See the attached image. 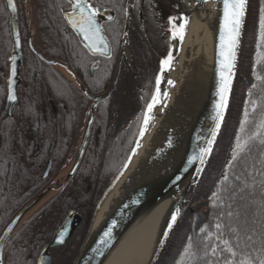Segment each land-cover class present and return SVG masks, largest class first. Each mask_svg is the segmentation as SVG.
Here are the masks:
<instances>
[{
  "label": "trees",
  "instance_id": "obj_1",
  "mask_svg": "<svg viewBox=\"0 0 264 264\" xmlns=\"http://www.w3.org/2000/svg\"><path fill=\"white\" fill-rule=\"evenodd\" d=\"M36 3L34 20L36 24L44 26L47 36L48 45L44 54L57 60L71 75L77 62L83 64L82 69L85 71L89 54L66 25L61 13L68 3L65 0H36ZM102 3L104 0H95V4ZM53 4L59 7H53ZM175 7L178 10L176 4ZM262 11L264 0H247L237 65L221 126L186 205L153 264H216L218 259L223 264V257L230 258V254L218 251L213 256L211 253L213 246L223 248L222 239L231 242L238 259L248 256L258 264L264 258V128H260L261 121L264 120V40L260 39ZM157 17H160L159 12ZM158 20L160 23L161 19ZM180 23L181 19L177 21V24ZM21 27L23 34L25 28L22 21ZM171 34L167 49L171 44ZM0 40V45L2 42L8 44L9 51L11 40L8 14L4 9H0ZM33 58L35 60L28 56L22 68L27 71L30 78L28 82L46 84L50 98L55 99L64 94L63 86H67L70 80L56 71L53 65L40 63L37 58ZM40 67L46 68L45 76H41ZM36 69V77H30V73H34ZM84 76H87L86 72ZM138 85L117 86L116 92L112 94V118L105 122H95L92 126V131L102 132L103 135L89 139L78 168V174L84 179V183L74 194L79 201H86L91 194H95L94 208L120 178L138 141L143 112L156 88L143 86L142 81ZM69 108L67 106L65 110ZM62 110L61 106H56V111L52 112L51 107L47 106L48 115L62 113ZM245 112L248 113L247 119ZM26 125V122L17 123L13 129L9 126L3 129L0 134V163L13 162V149L17 145L13 144L16 137L12 134L24 130ZM48 130L58 128L55 124L48 123ZM256 132L260 135L253 136ZM238 139L242 144L247 142L240 152L236 150ZM52 162L54 163L53 160ZM65 188L67 186L60 191L63 198ZM34 194L33 187L32 196ZM6 196L7 193L0 197V231L9 220L10 209ZM248 199L252 202L249 205L243 204ZM53 200L51 198L46 203L47 207L53 205V209H47L38 220H31L32 226L28 234L20 229L24 221L16 227L13 232L15 243L28 246L11 250L13 236H10L4 249V264H12L13 260L21 261L13 264H31L36 260L41 247L50 241L58 228L67 205L71 204L63 199L57 205V200ZM217 224L222 227L217 229ZM85 235L86 232L78 244L64 248L57 255L58 264L74 263ZM218 236L220 240L217 239Z\"/></svg>",
  "mask_w": 264,
  "mask_h": 264
},
{
  "label": "flooded vegetation",
  "instance_id": "obj_2",
  "mask_svg": "<svg viewBox=\"0 0 264 264\" xmlns=\"http://www.w3.org/2000/svg\"><path fill=\"white\" fill-rule=\"evenodd\" d=\"M167 1V10L170 8V13L166 19L162 16L160 9L162 2L160 1V4L159 0H104L102 4H95V0L90 1L93 7L99 9L97 19L109 44V53L107 55L92 53L84 47L89 54L86 70L82 69L83 64L77 62L71 75L57 60L44 54L48 45L47 36L43 29L44 26L36 24L34 20L33 11L37 8L36 0H15L21 36L22 64L19 66L17 75V99L7 101L6 79L12 54V40L6 0H0L3 4L0 9L6 10L8 14L11 40L9 51L6 42L0 45V134L8 126L13 129L17 123H27L24 130L12 134L16 137L13 144L17 145L13 149V162L0 163V194H2L0 197H4L7 193L6 201L10 209L9 220L1 229L0 235L12 217L39 194L43 196L25 212L17 224L20 226L24 221L20 229L26 234L31 230L32 219L38 220L42 218L47 209L54 208L53 205L47 207L46 204L51 198H54L53 201L57 200V205L64 200L71 202L67 205L58 228L52 234L50 241L41 247L36 260L32 261L33 264L38 263L43 252L49 257L50 264H58L57 255L64 248L78 244L85 232L87 235L92 222L90 217L93 215L96 195L91 194L86 201H79L74 194L84 183V179L82 180L78 174L79 166L72 175L67 176V173L72 166L85 122L95 101L88 93L98 95L110 89L109 94L99 100L94 107L90 139V137H102L103 135L102 132L92 131L95 122H105L112 118L110 113L112 94L116 92L117 86H139L140 81L144 83L143 86H156L160 61L167 52V41L171 33L169 17H176V23L181 19L180 10L178 11L175 7V0ZM53 7L59 6L53 4ZM71 7L68 3L64 10H70ZM64 10L62 9L61 12ZM157 12L160 17H157ZM158 18L161 19L160 23ZM21 21L25 28L23 34ZM2 48L4 50H1ZM39 55L54 62L46 63ZM28 56L35 60L34 56L40 63L53 65L56 71L70 80L67 86H63L64 94L53 99L49 97L46 84L28 82L30 78L27 71L22 69ZM62 68L69 75H66ZM84 72L87 76H84ZM40 74L45 76L46 68L40 67ZM36 75L37 69L34 73H30V77L35 78ZM48 105L52 112L56 111V106H61L62 113L48 115ZM67 106L70 107L69 110H65ZM48 123L55 124L58 130H48ZM47 165H49L48 173L43 177ZM65 186L67 188H65L63 198L60 196V191ZM33 187L35 194L32 196ZM88 189L89 184L86 185V190ZM66 220L72 225L68 237L60 245L48 247L54 234ZM14 230L10 234L11 237L13 236L10 249L15 250L28 246L20 242L15 243ZM16 262L21 261H11L12 264Z\"/></svg>",
  "mask_w": 264,
  "mask_h": 264
},
{
  "label": "bare ground",
  "instance_id": "obj_3",
  "mask_svg": "<svg viewBox=\"0 0 264 264\" xmlns=\"http://www.w3.org/2000/svg\"><path fill=\"white\" fill-rule=\"evenodd\" d=\"M187 24L176 44L171 68L161 80V102L153 110L140 146L102 201L87 235H92L131 190L175 164L183 153L191 128L209 90L219 28L220 0H177ZM171 80L174 84L169 85ZM167 92L168 96L163 97ZM171 141V144H169ZM171 145L161 158L160 149ZM185 182L144 210L123 232L102 264H149L167 215L176 209Z\"/></svg>",
  "mask_w": 264,
  "mask_h": 264
},
{
  "label": "water",
  "instance_id": "obj_4",
  "mask_svg": "<svg viewBox=\"0 0 264 264\" xmlns=\"http://www.w3.org/2000/svg\"><path fill=\"white\" fill-rule=\"evenodd\" d=\"M66 1L70 3L71 6L74 3V0H66ZM90 1L92 0H89V2ZM13 3L16 5L15 0H13ZM175 3L183 16V12L179 6L178 1L175 0ZM246 3H247V0H246ZM6 8L8 10L9 18H10V35H11V40H12V54L9 59L8 74H7V79H6L7 101H9L8 96L10 94H14L16 97V86L18 84L17 75H18L19 66L22 64V46H21V36H20V31H19V19H18L17 6H16V10L13 11L12 8L8 5V0H6ZM245 12H246V6H245ZM61 13H62V16H63V19L66 25L79 38L81 44L88 51L92 53L102 54L99 52H94L90 48H88L86 46L87 41L84 40L83 35L76 28H73L72 24L69 22L68 14L73 13V7H71L70 10L62 11ZM77 19H79L78 16H77ZM244 19H245V15L243 17V22H242L240 36H239V43L237 45V55H236L234 73H235L237 60H238L239 46H240V41L242 37ZM222 22H223V0H220L219 28H218L216 45H215V56H214V62H213V68H212V76H211L210 84H209V90L205 98V101L197 115V118L191 128V131H190V134H189V137H188L183 153L180 155V157L177 159V161L175 162L173 166H171L170 168H167L165 171L160 172V174H157L155 177L145 181L138 187L134 188L120 200V202L116 205V207L110 212L107 218L102 222L99 228L91 236L90 235L86 236L82 244V247L74 261V264H102L107 254L110 252V250L114 246V244L118 241V239L123 234V232L137 218L139 214H141L144 210L148 209L153 204H155L158 200H160L163 196H165L174 187L185 182L184 192L181 196L180 203L177 207L180 209L177 217L183 210L193 190V187L202 171V170L197 171V169H203L205 165V163L201 165L199 160H195L190 164L189 158L197 154L201 147L207 146L206 141L211 138V130L215 127V123H216L213 117L215 116V104H216V101L219 99L216 93H217V89H218L219 82H220V74H219L220 48H219V45H220V32H221ZM96 24L101 29V26L98 22L97 17H96ZM100 35H102L105 38L102 29H101ZM105 42L108 47V52L103 55H107L109 53V44L107 43L106 38H105ZM39 56L46 63L54 62L53 60L46 59L42 55H39ZM13 69H15L14 75L12 72ZM233 78H234V75L232 77V83H233ZM232 83H231V86H232ZM109 92H110V89L98 95H92L88 93V95L91 98H93L95 101L90 109L87 121L85 122L83 133H82L78 148L76 150V153H75V156L72 162V166L70 170L68 171L67 176L72 175L75 172V170L79 166V163L82 159L83 153L85 151V147L89 139L90 129H91L93 116H94V107L96 103L99 100L104 99L109 94ZM229 94H228V98H229ZM16 99L11 100V101H16ZM170 147L171 145L165 143L160 149L159 156L161 158L165 157L168 151L170 150ZM207 158L208 156L205 158V162ZM48 169H49V165H47V167L45 168L43 172V177L47 175ZM178 177L179 179H177ZM41 196L43 195L39 194L33 197L30 201H28L12 217V219L9 221L7 226L2 231L0 235V238H2L0 239V264H4L3 263L4 249H5V245H6V242L10 234L15 229L19 221L22 219L25 212L31 209L37 203V201L41 198ZM176 209H174L167 215L162 225V228L160 230L157 243L155 246V250L151 256L149 264H153L155 258L157 257L159 251L161 250L163 246L164 241L166 240L171 230V229L169 230L167 226H168V223L171 221V215L176 211ZM71 227H72L71 223L68 220H66L64 224H62V226L58 229V231L54 234L53 239L51 243L48 245V247L61 244L57 242V239L62 230L65 232V235L63 237V242H64L70 233ZM108 231H110L111 234L110 236L105 237L104 233ZM166 231L168 234L167 236H164V233ZM161 241H163V243H161ZM37 264H50L49 257H47L45 252L41 254Z\"/></svg>",
  "mask_w": 264,
  "mask_h": 264
},
{
  "label": "snow or ice",
  "instance_id": "obj_5",
  "mask_svg": "<svg viewBox=\"0 0 264 264\" xmlns=\"http://www.w3.org/2000/svg\"><path fill=\"white\" fill-rule=\"evenodd\" d=\"M8 5L12 8L13 11L16 10V5L13 3V0H8ZM245 6L246 0H223V22L220 32V51H219V74L220 82L217 89V96L219 99L215 104V116L213 119L216 121L215 127L211 130V138L206 141V147H201L199 152L189 158V163L191 164L195 160H199L200 164L205 163V158L209 156L212 145L216 139L217 132L221 126V121L223 120L224 111L227 107L228 94L230 92L232 77L234 75L235 61L237 55V45L239 43L240 30L243 22V17L245 15ZM73 13H69V22L72 24L73 28H76L82 35L85 41H87V47L94 52H99L105 54L108 52V47L105 42V38L100 35L101 29L96 24V17L99 15V9L93 7L89 0H74L72 5ZM77 16L79 19H77ZM111 19V17H109ZM176 17H169V23L171 25V33L173 39H179L183 41L184 32L187 24L185 19L182 23H176ZM260 39L264 40V11H262L260 17ZM172 52L169 51L168 55L160 61V74L156 76V90L152 95L150 102L146 104V108L143 112V122L140 127L139 135L141 138L145 135L150 123L154 120L153 109L157 104L161 102V93H160V83L163 79V74L168 71L173 63ZM13 75L15 74V69L12 70ZM169 85L174 84L173 81H168ZM168 93H163V97H167ZM9 100H15L16 97L14 94L8 96ZM248 113L245 112V119H247ZM260 128H264V120L261 121ZM260 135L259 132L253 134V136ZM199 139V137H198ZM249 139H252L251 137ZM171 144V141H169ZM247 142L243 144L241 142L236 143L237 152L243 151ZM137 147L140 146L139 141H137ZM133 154H135V149H133ZM236 158L234 154L233 159ZM127 165H125L126 167ZM202 169H197L201 171ZM264 174V173H262ZM179 179V177L177 178ZM227 179V177H225ZM180 209L177 208L176 211L171 215V221L168 223V229L170 230L173 224L177 220V215ZM11 227V226H10ZM222 226L220 224L216 225L217 229H220ZM110 231L105 232V237L110 236ZM167 231L164 233V236H167ZM65 232L62 230L57 239L58 243L63 242V237ZM2 239V238H0ZM218 240L221 238L218 236ZM251 239V237H249ZM163 243V241H161ZM221 243L223 248H220L219 245L213 246L211 248V253L213 256H216L217 252H227L230 254L223 257V264H255L254 260L248 256H244L243 259H238L237 252L234 250L233 245L228 239H222ZM216 264H220L218 259ZM258 264H264V258H261Z\"/></svg>",
  "mask_w": 264,
  "mask_h": 264
},
{
  "label": "rangeland",
  "instance_id": "obj_6",
  "mask_svg": "<svg viewBox=\"0 0 264 264\" xmlns=\"http://www.w3.org/2000/svg\"><path fill=\"white\" fill-rule=\"evenodd\" d=\"M160 1L162 2V5H160V9H161V11H162V16H163V18L164 19H166L167 17H168V15H169V13H170V10H167V4H168V1L167 0H159V3H160ZM161 4V3H160ZM165 7V8H164ZM178 8V7H177ZM178 10H179V8H178ZM169 11V12H168ZM179 16H180V18H181V15H180V13H179ZM182 22H183V16H182ZM180 42V40L179 39H173L172 38V40H171V44L168 46V49H167V52H166V55H165V57L168 55V53H169V51H171L172 52V55H173V57L175 58V48H176V44L177 43H179ZM164 57V58H165ZM163 58V59H164ZM64 70V71H63ZM62 71L66 74V75H69L68 73H66L65 72V69L64 68H62ZM167 73V71L163 74V76L165 75ZM160 74V66H159V73H158V75ZM161 85H162V82L160 83V90H161ZM155 90H156V88H155ZM155 90H154V93H155ZM153 93V94H154ZM154 110V109H153ZM83 129V128H82ZM81 129V130H82ZM139 139H140V135H139V138H138V141H139ZM136 145H137V143H136ZM136 147L137 146H135V150H136ZM133 155V154H132ZM116 184V183H115ZM106 196H104L103 198H102V201L104 200V198H105ZM102 201L99 203V205L98 206H96V208H94V210H93V215L90 217V221H92V219L94 218V216H95V214H96V212L99 210V207H100V205H101V203H102ZM252 202V200H250V199H248L247 201H245L243 204H245V205H249V203H251ZM247 207V206H246ZM84 240H85V238H84ZM84 240H82V244H83V242H84ZM82 244H80L81 246H79L80 247V249H81V247H82ZM80 249H79V251H80ZM79 253V252H78Z\"/></svg>",
  "mask_w": 264,
  "mask_h": 264
}]
</instances>
